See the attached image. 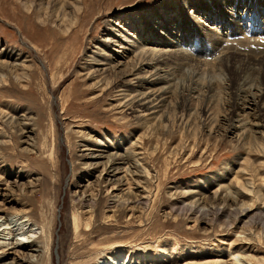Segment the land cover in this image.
I'll list each match as a JSON object with an SVG mask.
<instances>
[{
  "label": "rangeland",
  "instance_id": "obj_1",
  "mask_svg": "<svg viewBox=\"0 0 264 264\" xmlns=\"http://www.w3.org/2000/svg\"><path fill=\"white\" fill-rule=\"evenodd\" d=\"M66 1L0 0V230L17 229L0 264H32L12 248L23 223L37 264H264V0ZM141 49L180 67L160 106L133 111L117 89L166 84L123 85Z\"/></svg>",
  "mask_w": 264,
  "mask_h": 264
},
{
  "label": "bare ground",
  "instance_id": "obj_2",
  "mask_svg": "<svg viewBox=\"0 0 264 264\" xmlns=\"http://www.w3.org/2000/svg\"><path fill=\"white\" fill-rule=\"evenodd\" d=\"M13 1H15V2H19L21 5H22V7H24V5H25V2L23 3L22 1L23 0H13ZM48 1V0H47ZM50 1V3H47V7H48V5H50V6H53V8H55V9H62V7H64V5L66 6L67 4L65 3V2H67L66 0H49ZM76 1L78 2V0H72L71 1V3H69V4H74V5H77V3H76ZM84 2L86 1V0H83ZM218 1H220L221 3H226V1L227 0H194L193 1V3H192V5H191V7H192V9H194L193 11L194 12H196V11H198V7L199 6H202L203 5V7H205L206 9H211L212 7H215L217 4L216 3H218ZM238 1H242V0H232V2H233V4L234 3H238L239 5H240V2H238ZM9 2V1H8ZM7 2V3H8ZM231 2V3H232ZM13 3V2H12ZM60 3V4H59ZM68 4V5H69ZM238 4L236 5V7L238 6ZM73 6V5H72ZM26 7H28V6H26ZM49 8V7H48ZM235 8V7H234ZM27 9H29V8H27ZM205 9V10H206ZM220 10V9H219ZM174 11V13L175 12H177L176 11V9L175 10H173ZM29 12H30V10H29ZM31 12L33 13V10H31ZM219 12H222L223 14H224V11L221 9ZM218 11H213V13L212 14H215V15H219V16H217L216 18H217V20H221L222 22H226L227 20H226V18L224 19L223 17H224V15L223 14H220ZM38 13V12H37ZM166 16H169V15H166ZM235 16H236V14H235ZM38 17V16H37ZM24 18H28L26 15H24ZM196 20V19H195ZM252 20H254V19H252ZM181 21L183 22L184 21V18L182 17V19H181ZM228 23V21L226 22V24ZM229 24V27L231 28L232 27V25L230 24V23H228ZM165 27H166V25L165 24H163ZM250 28V27H249ZM256 28V26L254 25H252V27H251V30H254ZM134 32H136V30L134 31ZM124 37V36H123ZM136 37V36H135ZM129 38L127 37L125 40H128ZM233 39V38H232ZM110 41V40H109ZM235 41V40H234ZM258 42H256V43H259L258 45H264V38H263V40L261 39V40H257ZM122 42V41H121ZM220 43V42H219ZM240 44H244L245 45V43L244 42H240ZM236 44H234V46H235ZM132 46V45H131ZM239 46V45H238ZM238 46H235V48L236 47H238ZM241 46V45H240ZM248 46V45H247ZM219 47H220V45H219ZM131 47H123V51H125V52H128V51H131V49H130ZM137 48V47H136ZM257 48H259V47H254V48H250L251 49V51H253L254 49H257ZM238 50H239V54H241V55H238V56H242V54L243 55H249L248 53H249V51H250V49H247L246 47L243 49V48H237ZM143 50H145V49H143ZM146 50H148V49H146ZM142 51V49L140 50V51H138V53H137V57L135 56V55H133V56H135V60H133L134 61V63L131 65V66H129V71H126V74L124 75L125 76V78L123 77L122 79H124L123 81H122V83H123V85H125V86H128V85H134V83L136 82V83H139V84H136V85H140V86H144L145 84H153V83H159V82H164V83H166L165 85H162V86H159V87H156V88H149V89H147L146 91H143V92H141V94L139 93V95H141L139 98H135V97H131L130 96V94L129 93H126V88H124V87H122V88H120V89H117L116 90V92L118 93L117 95H120V96H129L130 97V101H128V103H127V105L129 106V108H133V111L134 110H137V109H134V107L135 106H137V107H139V108H141V110H144V109H149L150 110V107H158V106H160L161 105V101H163L165 98H167L168 97V94L170 93V88H171V86L173 85L172 84V81H173V78H171L170 79V75L174 72V70H175V68L176 67H180L179 65L180 64H174L172 61H169V60H166V56H163V54L162 53H165V50H160V52L159 51H155V49L154 50H151V51ZM167 54V53H166ZM250 55H252V54H250ZM260 55H262V56H264V48L263 47H260V49H258V50H255V54H254V60H256L257 59V56H260ZM168 57V56H167ZM170 57V56H169ZM171 58V57H170ZM223 58L224 59H226V61H228L227 60V55H224L223 56ZM176 60V59H175ZM242 60H244V59H242ZM174 61V60H173ZM246 61H250V60H246ZM234 62V61H233ZM242 62V61H241ZM94 63V62H93ZM101 62H96L95 61V64H100ZM142 64H144V66H142ZM102 65V64H101ZM173 65V66H172ZM146 66H148V67H150V68H152L153 70H154V72H152V73H150V75H149V77L150 76H152V75H155L154 77H152V78H149V77H147L146 75H142V74H139L140 72H141V69H143L144 67H146ZM244 67H246L247 69H248V67L245 65ZM155 68V69H154ZM243 69V68H241V67H237L236 69H237V72H238V83H236V84H238L237 86L234 84V86L231 88L232 90V92H233V95H232V98H233V103L235 102V104H236V98L237 99H241L242 100V103H243V107L245 106V105H247L249 102H253L252 100H254L253 98H251V100H249L248 98L246 99V100H244L243 99V93H245V91H247V90H250V84H249V80L246 78V77H244V74H245V72L247 71V69ZM103 69V68H102ZM108 68H105V71L107 70ZM151 69V70H152ZM161 69H167L168 71H166L165 70V72H164V74H160V71H161ZM233 69H235V68H233ZM101 70V69H100ZM128 70V69H127ZM249 70V69H248ZM97 71V70H96ZM108 71V70H107ZM169 71L171 72V73H169ZM176 71V70H175ZM248 72V71H247ZM18 73V72H17ZM21 73V72H20ZM162 73V72H161ZM145 74V73H144ZM165 74H167V76L165 75ZM15 75H17L16 73H15ZM128 77H130V78H128ZM189 78H190V76H189ZM133 80H135V82L133 81ZM193 80V79H192ZM192 80H190V82H188L187 84H185L184 85V90H186V92L187 93H185L184 95H183V100H181L183 103H184V101L186 100V95L188 94L189 95V92L192 90V89H194V87H192V82H195L194 80L192 81ZM192 81V82H191ZM209 83V82H208ZM211 84V83H210ZM120 85V84H119ZM196 85V84H195ZM121 87V86H120ZM136 87V86H135ZM150 87V86H149ZM142 88V87H141ZM196 88V87H195ZM197 90V89H196ZM183 91V90H182ZM194 91V90H193ZM197 92V91H196ZM207 92V91H206ZM238 92V93H237ZM191 93H193V92H191ZM183 94V93H182ZM261 94V93H260ZM151 95H153V97H152V99H150V96ZM170 95V94H169ZM119 96V97H120ZM181 96V95H180ZM252 96L254 97V96H256V93H253L252 94ZM257 97V99H258V97H259V95H257L256 96ZM260 98V97H259ZM182 99V98H181ZM260 101V100H259ZM150 103V104H149ZM149 104V105H148ZM254 104H256V103H254ZM123 106V105H122ZM259 106V107H258ZM257 106V111L259 112V114L260 115H264L263 113H264V106H261V105H258ZM248 107V106H247ZM250 107V106H249ZM255 107V106H254ZM160 110V109H159ZM154 112H155V110H154ZM157 113V112H156ZM149 114V113H148ZM228 129H229V127H228ZM128 154V153H127ZM125 155V156H127V157H129V154L128 155ZM102 155V153H96V154H91L90 156L91 157H95V158H97V157H100ZM87 156V155H86ZM124 155L123 154H115V156H114V158L115 159H117L116 161H117V163L116 164H118L119 163V160H120V157H123ZM109 157H111V156H109ZM131 160V159H130ZM135 160V159H134ZM111 161V160H110ZM113 161V160H112ZM111 161V162H112ZM108 163V162H107ZM113 163H110L109 162V167L110 166H112L113 167V165H112ZM109 167H107V168H105V175L106 176H110V178L112 177V175H113V173H111L112 172V169L111 170H109ZM134 167V166H133ZM114 176V175H113ZM2 211V210H1ZM74 215V214H73ZM23 221H25V220H23ZM26 224L27 223H23L20 227H19V229H21L22 231L21 232H23V235H25V236H27L26 237V240H24V241H26L27 243H29V244H25L24 243V241L22 242V240L20 239V240H16L15 242H13V243H15V244H13V246H12V248H17L16 250H15V252L18 254V255H20V256H23V257H25V258H23V262H32V264H37V262H38V259H39V257H38V255H33L32 253L33 252H36V251H38V248H36V247H34V245H32L31 243H33L34 242V240H30L31 238H33L34 236H35V229L32 227V224L31 225H28L27 227H25L26 226ZM16 226V225H15ZM13 228V224H12V226H4L3 227V229H1L0 230V232H3V231H5V233L6 234H10L13 230H15L14 228ZM18 228V227H17ZM18 229V230H19ZM17 230V229H16ZM28 240H30V241H28ZM3 244V243H2ZM5 244V243H4ZM3 244V245H4ZM6 244H7V242H6ZM5 244V245H6ZM26 246V247H25ZM24 247V248H23ZM23 249H25V250H30V254L29 253H24L23 252ZM21 250V251H20ZM3 253H5V251L3 250V251H1V254H3ZM125 260V259H124ZM126 262V261H125ZM125 264V263H124ZM198 264H200V263H198ZM211 264V263H210Z\"/></svg>",
  "mask_w": 264,
  "mask_h": 264
}]
</instances>
